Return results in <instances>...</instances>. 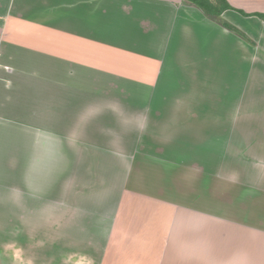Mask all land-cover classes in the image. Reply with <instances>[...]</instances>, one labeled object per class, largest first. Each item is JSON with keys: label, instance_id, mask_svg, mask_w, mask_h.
I'll return each instance as SVG.
<instances>
[{"label": "crops", "instance_id": "1", "mask_svg": "<svg viewBox=\"0 0 264 264\" xmlns=\"http://www.w3.org/2000/svg\"><path fill=\"white\" fill-rule=\"evenodd\" d=\"M225 1L244 35L189 0H0V264H264V0ZM173 78L234 94L212 122L232 175L196 166L131 203L97 176L134 173L99 151L105 124Z\"/></svg>", "mask_w": 264, "mask_h": 264}, {"label": "rangeland", "instance_id": "2", "mask_svg": "<svg viewBox=\"0 0 264 264\" xmlns=\"http://www.w3.org/2000/svg\"><path fill=\"white\" fill-rule=\"evenodd\" d=\"M194 81L190 78H173L171 83L152 92L148 89L139 91L134 86L137 87L134 104L127 111H114L113 118L109 117L105 124L106 130L114 132L118 141L108 143L104 149L98 148L99 151L113 149L110 156L108 152L107 159L114 157V152H122L118 155L119 163L126 164V170L131 168L134 173L129 177L125 173L112 172L107 166H114L116 162L109 163L100 158L99 166L105 165L107 172L99 168L97 176L100 180L107 179L119 184L120 188L125 186L130 190L131 187L128 198L131 203V196H137L138 188H144L146 193L145 190L154 183L156 188L171 191L173 185L180 186L187 179L190 180L191 171L196 166L208 165L211 181L219 179L222 176L220 172L232 175L227 172L233 169V158L227 153H232L229 150H233V144L226 147L220 140L222 134L230 133V129L222 127L219 130L212 122H216L218 107L222 106H226V118H234L235 112L227 107L233 106L234 94L223 92V79ZM139 102L146 103L145 108H138ZM205 114L209 115L211 122L208 123L203 117ZM119 116L123 121L116 119ZM228 137L225 136V139ZM120 191L114 196L119 197ZM96 194L105 196L99 190ZM128 208L131 210V204Z\"/></svg>", "mask_w": 264, "mask_h": 264}, {"label": "trees", "instance_id": "3", "mask_svg": "<svg viewBox=\"0 0 264 264\" xmlns=\"http://www.w3.org/2000/svg\"><path fill=\"white\" fill-rule=\"evenodd\" d=\"M189 1H191L193 4L200 7L206 15H209V16H212L218 19L219 23L223 25L225 28L231 31H234L240 35H244L233 25L219 18L222 11L230 7L225 0H213V1L212 0H189Z\"/></svg>", "mask_w": 264, "mask_h": 264}]
</instances>
